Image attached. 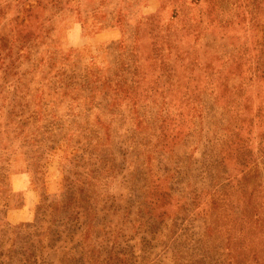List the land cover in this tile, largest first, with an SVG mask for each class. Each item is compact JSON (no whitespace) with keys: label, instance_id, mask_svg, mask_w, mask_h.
<instances>
[{"label":"rangeland","instance_id":"rangeland-1","mask_svg":"<svg viewBox=\"0 0 264 264\" xmlns=\"http://www.w3.org/2000/svg\"><path fill=\"white\" fill-rule=\"evenodd\" d=\"M0 264H264V0H0Z\"/></svg>","mask_w":264,"mask_h":264}]
</instances>
